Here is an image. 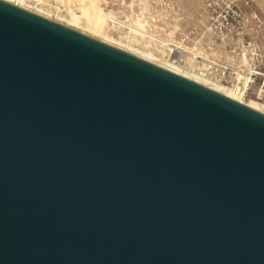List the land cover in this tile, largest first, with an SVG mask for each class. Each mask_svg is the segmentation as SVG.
Returning <instances> with one entry per match:
<instances>
[{"label": "water", "instance_id": "1", "mask_svg": "<svg viewBox=\"0 0 264 264\" xmlns=\"http://www.w3.org/2000/svg\"><path fill=\"white\" fill-rule=\"evenodd\" d=\"M0 264H264V110L0 0Z\"/></svg>", "mask_w": 264, "mask_h": 264}, {"label": "built area", "instance_id": "2", "mask_svg": "<svg viewBox=\"0 0 264 264\" xmlns=\"http://www.w3.org/2000/svg\"><path fill=\"white\" fill-rule=\"evenodd\" d=\"M22 1L30 7L51 13L62 9L58 0ZM126 1L128 3L123 4L125 9L134 4L129 3L133 0ZM253 2L254 0H207L198 20L186 24L187 29L172 31L170 34L153 31L144 34L146 49L161 61L186 73L238 90L243 98H250L254 96L259 80L262 79L264 85V71L256 60L260 55L255 52L256 47L251 39L247 41L244 35V29L249 32L252 21V17L245 11ZM175 9V4H166V16ZM115 18L114 15H109L108 20L113 23ZM171 21V27L181 26L182 20L172 17ZM125 23L133 24L130 20Z\"/></svg>", "mask_w": 264, "mask_h": 264}, {"label": "rangeland", "instance_id": "3", "mask_svg": "<svg viewBox=\"0 0 264 264\" xmlns=\"http://www.w3.org/2000/svg\"><path fill=\"white\" fill-rule=\"evenodd\" d=\"M206 1L207 0H133L129 3L134 4L126 9L123 8V4L128 3V1L125 2V0H97L95 2L98 7H100L99 9H103L102 11L105 15L102 19L103 25L101 27L104 33L142 51L151 52L146 49L147 44L144 34L146 35L147 32L151 31L159 34H170L172 31L176 32L187 29V27H185L186 24L198 20L200 13L203 11V8H205ZM57 2L62 9L58 12L54 11L52 14L59 13L61 16L65 15V17L76 15L82 17V19H80L82 21L84 19L81 10L83 6L81 5L86 6L90 4L89 1H86L84 4L81 3L80 0H58ZM169 3L175 4L176 9L175 11H169V14L166 16L165 13L167 12L165 11V5ZM245 13L252 17V21L248 29L249 32L244 29V35H246L247 41L251 39L255 45V52H258L260 55V57L256 59L259 61L257 65H262L261 70L264 71V0H254L252 5L246 8ZM109 15H114L116 17L113 23L108 20ZM172 17L178 21L182 20V22H180V27H171L169 25L172 22ZM126 20H130L133 24L130 25L125 23ZM73 21H75V19H73ZM139 22L142 26L138 25ZM84 25H86V23H84ZM155 57L158 58L157 55H155ZM243 100L249 103L254 102L259 105V108L263 106L261 109L264 110V85L262 79L257 83L254 96L243 98Z\"/></svg>", "mask_w": 264, "mask_h": 264}, {"label": "bare ground", "instance_id": "4", "mask_svg": "<svg viewBox=\"0 0 264 264\" xmlns=\"http://www.w3.org/2000/svg\"><path fill=\"white\" fill-rule=\"evenodd\" d=\"M10 1H13V2L18 3L20 5H23L25 7L33 9L35 11H38L40 13H43L45 15H48L50 17H53V18L58 19L60 21H63L65 23H67V24L75 26V27H77L79 29H82V30H84L86 32L94 34V35H96L98 37H101V38H103L105 40L113 42V43H115L117 45H120V46H122L124 48L132 50V51H134L136 53H139V54H141L143 56H146V57L151 58V59H153L155 61H158V62H160L162 64H165V65L170 66V67H172L174 69H177V70H179L181 72H184V71H182L181 69H179V68H177L175 66H172V65H170V64H168L166 62L161 61L160 59L155 57L153 53L142 51V50H140V49H138V48H136V47H134L132 45L125 44L124 42H122L120 40H117L115 38H112L109 35H107L106 33H104L103 29H101V27L103 25L102 24V19L104 18L105 15L103 14V11H102L103 9L102 10L99 9L100 7H98V5L96 4L95 1H97V0H80V2L84 3V4H85L86 1L90 2V4H88L86 6L81 5V6H83V7H81L82 14H83L82 16H83V19H84L83 21L80 20V19H82V17H80V16L72 15V17H65V15L61 16L59 13L52 14L50 11H45L43 9L30 7L29 5L26 4V2H24L22 0H10ZM79 5H80V3H79ZM70 18L75 19V21H73V19H70ZM84 23H86V25H84ZM138 25L142 26V24L140 22H139ZM184 73H186V72H184ZM186 74H189V75H191L193 77H196V78H198L200 80H203L205 82H208L207 80L202 79V78L198 77L195 74H190V73H186ZM208 83H210V82H208ZM210 84L215 85V86H217L219 88H222V89H224V90H226V91H228V92L240 97L241 99H243V95L238 90L229 89V88H227L225 86H222L220 84H214V83H210ZM250 103L255 105V106H257V107H259V105L254 103V102H250Z\"/></svg>", "mask_w": 264, "mask_h": 264}]
</instances>
